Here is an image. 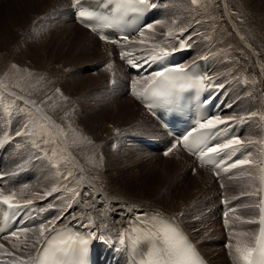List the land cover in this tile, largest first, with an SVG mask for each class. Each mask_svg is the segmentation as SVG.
I'll use <instances>...</instances> for the list:
<instances>
[{
    "label": "bare ground",
    "instance_id": "6f19581e",
    "mask_svg": "<svg viewBox=\"0 0 264 264\" xmlns=\"http://www.w3.org/2000/svg\"><path fill=\"white\" fill-rule=\"evenodd\" d=\"M19 1L22 4V7L24 9H25V5H24L25 1H30L33 7H35L36 9L38 8L40 10L39 12L40 17L43 15L42 18L47 17L50 19L55 17V14H56V12L54 11L55 5H65L66 6V13H65L64 20L66 21L65 23H68V24L67 25L57 24L55 28H53L55 30L54 33H56V35L59 37L58 43L60 44V46L58 47V51L61 55L63 54L64 56H68V54L71 52L70 51L71 49L68 50V48L72 46L79 47V49L78 48L77 49L80 50L83 54L87 55L88 53L91 57L95 56L96 58H99V59L105 58L107 54L111 52L112 47L114 46L113 44H106L100 41L94 34H92L90 31H88L84 27L80 26L74 20V14L70 11L71 0H48V1L47 0H19ZM153 2H155L157 5L159 4L160 0H153ZM204 3H205V0H197V3H196L197 7L200 9L202 13L201 23L202 22L204 23L205 20H208V18L211 17L212 18L211 20H213L214 22V26H213L214 29L215 27H218V25H220V22L225 23L223 25V32L222 33L220 32V34L219 33L213 34L214 30L208 31L206 33L207 34L206 39H208L209 37L213 41H211L207 46H205L198 53V55L193 56V58L190 57L188 62L192 61L193 59L197 57H206L210 65V69L212 67L211 81L213 85L218 83L220 84L219 88L221 87L223 89V86L226 87V93L229 90L230 86L232 87L233 85L237 87L239 86L238 89H235L233 91V94L237 98V102L234 104V101H230L229 103L230 105L229 113L231 115L230 117H232L234 113L239 114L240 112L242 114L238 115L237 119L239 118L253 119L254 116H257V120H256L257 122L255 123L253 122V125H250L248 129L244 131V135L242 138L244 142L248 140L249 138L250 139L253 138V136L255 139V141L252 142V143H255V145L251 146V148L254 150V154L256 155L258 154L257 159L254 160L257 164V170H258V173H256L258 174L257 185H254L253 181L248 180L247 178L243 180L240 179L243 184L242 186L244 187V190H246L248 193L247 192L240 193L239 195L235 196V198L230 199L231 201H233L234 199V201L231 203V206L232 208L235 209V206L237 205L236 203L238 202L244 203L246 201L245 195L252 194L254 191H255L254 195L256 196V199L257 200L260 199V185H259L260 168H261L260 145L262 141V138H261L262 118L264 114L263 113L264 112V65H263L264 61H262V59L260 60V56H261L260 54H261V50L264 48V41L262 39H259L258 37L260 35L258 28L261 29V26L264 27V0H237L236 2H232L231 0H215L214 3H211L210 7L204 6L206 4ZM208 4L209 3H207V5ZM32 6L30 7L31 9H32ZM215 8L219 9L218 11L219 13L217 14V17H218L217 20L215 19L216 18L215 13L212 11ZM47 11L48 13H46ZM232 14L236 15L239 18H242V21L245 23V26L243 24V27H241L242 31L241 32L239 31L240 33L236 32L235 26L237 25L235 23L234 25L231 22L232 20H230V19L234 20ZM205 31H207V29ZM232 31L235 32L236 36L234 37L232 36L233 37L232 39L230 38L231 39L230 48H227L224 46L227 49L223 51L222 46L220 47L219 45L221 42L218 43V40L221 39V41H223L222 39H225L228 34L233 33ZM202 34L201 36L203 37ZM140 36L141 35L139 33L137 37H140ZM135 38L131 40H127L125 42H130L134 40V42L136 41V44H137L138 39H135ZM181 39L182 40H180V43L183 41L186 45L183 48H190L192 47V45L196 43L195 40L193 39L190 40L191 38H188V36L182 37ZM65 40H67L68 42L67 46L64 45ZM134 42L125 44L123 46L125 50L123 49L122 50L123 52L127 54L125 55L126 61L131 59L132 62H134L140 58H143L144 56H146V54H148L147 49H144V51H141L140 48L137 49L136 46H133L132 44H134ZM237 44H240V46L242 44V46L238 47ZM183 48H180V49H183ZM166 49L164 50L155 49L157 51L153 50V52L150 50L152 53H150L149 55L152 57H157L160 54V52H166L168 50ZM78 50L76 51V53H78ZM81 52H79V54ZM193 52L195 54V50ZM32 53H28L26 55V53L20 51V53L15 55L18 58V60L21 59V61L23 62V63H21V61L19 62L21 68H17L15 72L17 75L22 73V75H24V79L22 80V78L18 77L19 79L13 80V83L10 81L12 83L11 85H9L5 80L0 79V93L1 92L3 93L4 101L13 102L17 105V109L19 110V113L22 112L24 115L27 114L28 116L31 117L30 119L32 120V122L30 123V127H29L31 131V135L41 140L43 139L45 141H47L48 139L49 142L47 141L43 145L41 144V142H38L39 140L35 142L36 146L39 149L46 152L48 156H52L53 155L52 153L54 152L59 155H61L60 153L62 152L64 153V151L66 153H64L65 158L59 164L60 165L59 167L62 170L61 177H58L59 175L57 176L55 172H53V170H56L55 168L57 164L53 163V166L52 164H49V163L46 164L45 162L38 164V166L35 169L34 175H32L31 177L32 179L31 185H33V189L30 188L31 191L25 190L24 188L19 189V191L15 193L17 197H14V199L11 201L13 204L21 205V207L19 208H14V214L16 216L21 214L23 210L31 206V204L33 207H36V208L40 205L39 203L43 204V201H41V199L48 197V195H45V193L47 192V193L52 194L50 192L51 189L54 188V186L58 184L59 181H61L60 183L61 187L59 188V192H58L60 193L58 199L60 200L62 198L63 199L66 198L70 200L71 198H73L74 200L68 206V209L64 211L62 218L57 219L54 224L49 223L50 221L49 222L46 221L49 217H51V215H49L48 213L49 209H47L46 211L43 212V214L40 215L38 219V223H42L46 221L47 223H45L44 226L46 228V231L48 230L47 231L48 233L55 227L63 226L68 222H74L77 224H81V225L86 226L88 229H90V231L94 233L96 238L99 237V239H97V242L98 244H101V246H105L106 249H108V247L109 248L113 247L118 250H122L124 246V229L128 225V222L133 216H135L138 212H141L147 209H151L154 211H159L161 213H164L162 211L164 209H162L161 207L157 205L153 206V203L150 200L135 199V198L126 196L121 190L109 186L106 183V181L102 180L100 177H92L91 173H94V171H91L93 169V166L91 167L87 166L86 162L89 161L90 159H94L95 156L98 155V152H97V146H93L94 145L93 143L90 144L92 140L90 141L89 138H92L93 140L94 139L98 140L99 138L106 136V134L108 136L112 131H110L109 133H103L104 126L106 125L110 127L112 122L121 123L122 116H124V118H126L127 120L137 117V120L134 121V123L141 122L144 124L145 123L151 124L149 127L152 130L151 135H141V134L138 135L139 137L140 136L144 137V138H141V141L144 143L141 149L143 148L145 149L150 148V150L153 149L152 147L148 145V143L145 142L146 140H150L151 137H154L152 138V140H155L159 145H165V142L168 141V137L162 132L160 126L156 123V121L147 114L146 110L142 107L140 103H138L139 105H135L128 99V97H130L131 94L127 92H124V93L117 92L116 96L123 97L124 99H122L119 103H114V102L107 103L106 102L107 104L106 108L96 109V107L89 108L88 106H87L88 108H82L85 105L86 100H84L83 98L79 99L78 96L74 98V96H72L71 94V89H73L72 87L76 86L74 84L75 83L77 84L79 81L75 79L77 81L76 82L73 78L69 77L68 75L69 70L72 68L67 69L68 68L66 67L67 64L63 65L62 63H59L57 66L54 65L53 69L51 70L49 64L46 63L44 58H40L39 61L36 59L31 60V61L29 60L27 63V60L25 57L28 58V56H31ZM118 56L120 55L118 54ZM261 61L263 62L262 65H261ZM119 63H121V61L119 60H116V59L110 60L108 62V65H106V69H105L106 74L109 75L111 73V75H113L115 71V67ZM186 64L187 63L182 64V66H185ZM49 69L52 71V75L55 73L56 75H58V77L53 79L52 78L53 76H50L53 80L52 79L49 80L50 82H48L47 85L45 84L42 87H40L39 90H36V88H34L35 86L34 83L36 81L39 82V77H43L44 74L46 73V70H49ZM74 69H72V71ZM129 76L130 78L132 79L134 78L135 80H137L138 84L146 83L149 80L148 78L136 77L130 74ZM80 84H82V82ZM27 88L29 89L34 88L35 92L34 90L33 92L37 94L34 95V94L26 93L25 90H28ZM68 90H70V92ZM105 95L108 96V93L107 94L105 93ZM224 96L225 95H222V98ZM230 96L231 95L229 93V97ZM53 97L57 98L58 109H59L57 113L52 112V110H55V108H51V107L46 108L42 106L43 103H45L46 101H49ZM100 103L101 102H99V105H101ZM243 110H244V113H243ZM21 120H22V117L16 118V120L13 121L12 125L16 126L15 128L17 129V127L19 126L18 122H20ZM122 123H124L123 120H122ZM22 125H25V124L23 123ZM227 125L229 126L230 123H228ZM64 130L67 131V134H65L66 131ZM121 131L123 132H120V137H118L117 142L112 145L109 144L111 145L110 148H104V154L115 156V152H116L115 149H117V147H120L122 145V142H125V145H126V143H128V136H133L137 134V133H134L133 131L131 132L129 128L127 129L123 128ZM248 134H250V136ZM118 135L119 133L110 137L108 139V140H111L110 143L113 142V140H115V138ZM121 135H122V138H121ZM50 142L55 147L51 145L52 147L50 148H52V150L48 152V150H46L45 147H47V145L50 146ZM257 142H259L258 145H257ZM258 147L259 149L256 150V148ZM77 148L84 149V152H81V155H77L73 150ZM137 148L140 149V146ZM141 149L139 151H142ZM252 149H250L249 151L250 153ZM137 151L136 153H133L131 151L130 155L131 156L136 155V157H138ZM151 153L149 154L146 153L149 156L148 159L144 160L142 157H139L140 158L139 161L141 162L139 164H142L140 167L148 166L152 163L155 164V166L160 165L158 163L159 162L158 160L160 161L162 160L164 163V166L170 167L173 163L176 165L178 164L180 166V170L177 171L178 170L177 169L176 171L175 170L173 171V169L170 167L171 168L170 170H172V172L170 170L169 172L172 173V174L170 173L172 177L167 176L168 180L171 181L172 179H174L175 182H177V178L180 179V177L182 176V175H179V173L184 174V169L181 166L183 164L188 163L192 158L190 155L182 152L181 150L177 148L173 149L165 157L164 155L155 156ZM130 155H127V154L122 155L121 159H118V161H115L114 164H116L117 162H121L122 159H126V162H127V159L130 157ZM6 158H8V154L1 155V150H0V183L2 184L3 183L6 184L7 182V180L5 181L3 180L7 177L6 175L7 173L4 174L5 176H2L3 174L2 171H4V168L6 165V163L3 164V162L5 161ZM243 159L245 158H242V160ZM56 160L55 162H57ZM70 163L73 164V166L77 170V173L80 177V181H79L78 186L76 187L77 188L76 190H74V188L72 187L71 182H70L71 180H68L67 178V176L70 175V171L72 170V166L70 165ZM134 166H135V163H134ZM194 166L195 164L193 162L192 171L195 174H189V182H191L193 186L196 185L195 182H197L198 186L205 188L206 185H209L211 187L213 186L214 182H217L214 176L208 173L206 168H203L202 166H197L196 168H194ZM241 166L242 165H240L238 170H236L235 172L233 171L231 175H227L226 177H224L226 178L225 179L226 186L228 182L230 183L231 176L233 174H237L235 177L240 176L243 172V169L246 171L249 165H246V167L242 168V170H241ZM24 169L25 168H23V170ZM22 173H20L18 177L20 178L19 182H16L15 180L14 184H21L24 180L28 178L27 173H29V170L22 172ZM24 176H27V178L23 179ZM206 176H208L209 178L206 179ZM228 176H230V178H227ZM155 179H163V177L160 175V173H156ZM136 182H139V181L137 180ZM173 184H174L172 185L173 188H176L175 183ZM187 184L188 182L185 185ZM4 187H6V185H3L2 189ZM73 190L75 191V193H77V195H73ZM5 192L6 193L4 194V196H9L13 194V193H10L8 189L5 190ZM221 192L222 191L220 189L216 190L214 193L215 197L218 196ZM53 196H56V195H53ZM240 197H243V198L241 200H238ZM28 200H31L32 203L27 204L26 202ZM47 201H50V200H47ZM181 205L182 203L179 200L175 203L174 206L178 208L176 210H180L182 208L180 207ZM218 206H216L215 208V211H214L215 213L222 210V208ZM171 211H173V209H166V212H167L166 214L171 216L175 220H177L182 225L179 217L177 216V215H180V213H178V211H175V213H172ZM179 212H182V211H179ZM221 212H223V210ZM35 216L36 215H34L33 218H31L28 222H24L27 216H22L21 220L18 223V226L19 227L22 226V223L24 222L23 226L24 227L26 226L25 228H28L27 225L34 220ZM22 227L20 228L22 229ZM35 229L37 231L32 230L33 233L37 232L36 235L34 236L35 237L34 243L36 242L38 243L37 245H39L41 240L43 239V238L38 239V233H39L40 226L35 227ZM257 231H258V226L256 227V232ZM47 232L46 234H48ZM188 233L191 235L192 232L190 233L188 231ZM8 246L11 250L10 253L12 254L10 257L13 256L12 258L14 259H19V260L22 259L23 262H25V264L33 263L34 255L31 257V259H29L27 254L22 255L21 254L22 250L19 249L18 244L10 243ZM36 250L37 249H35L34 254L36 253ZM210 262L212 263V261ZM221 262L222 261H220L219 258L216 260L217 264H223V262L222 263ZM0 264H20V263H17L16 261H10L7 255L0 252Z\"/></svg>",
    "mask_w": 264,
    "mask_h": 264
},
{
    "label": "rangeland",
    "instance_id": "374dc122",
    "mask_svg": "<svg viewBox=\"0 0 264 264\" xmlns=\"http://www.w3.org/2000/svg\"><path fill=\"white\" fill-rule=\"evenodd\" d=\"M210 1L211 0H205L206 4L204 3L205 4L204 6L210 7L211 3H214L215 0H212L211 2ZM231 1L236 2L237 0H231ZM165 2L166 4H168V10H167L168 12H166L163 16V20H162L164 21L163 24H160V23L155 24V27L151 31H145L144 32L145 34L143 36H140L137 38L139 41L146 40V39L151 40V42H154V44H152L151 48L148 46V48L142 47L140 49H147L148 53L151 52L150 50H155V49L164 50L166 48L168 49V50L166 49L167 51H171V50L176 51L181 48L180 47V44H181L180 40H182L181 38L188 36V38H191L190 40L193 39L196 42H199L197 43L196 47L197 49L200 47L198 50V52H200L205 46H207L211 41H213L209 37L208 39H206L207 38L206 33L208 31L214 30L213 34H218V33L220 34V32L221 33L223 32V25L225 23L220 22V25H218V27H215L214 29L213 28L214 22L213 20H211L212 19L211 17L208 18V20H205L206 23L205 22L201 23L202 13L196 4L193 5L192 0H165ZM207 3L209 4L207 5ZM24 5H25V9L22 7V4L20 3L19 0H0V79L1 80H5L9 85H11L13 83V80L15 79L22 78L23 80L24 75H22V73L17 75L15 72L17 68H21L20 63H19L21 59L18 60V58L15 55L20 53V51L26 53V55L28 53L33 52L31 56H28V58L25 57L27 60V63L29 60L31 61V60L36 59L39 61L40 58H44L46 63L49 64L51 70L53 69L54 65L57 66L59 63H62L63 65L67 64L66 66L68 67L67 69L75 68L73 71L72 69H70L71 72L69 70L68 75L74 80L75 79H77V81L79 80L78 83L81 81L82 84H80L81 82L79 84L75 83L74 85L76 86L72 87L73 89H71V94L72 96H74V98L78 96L79 99L83 98L84 100H86L85 105L82 108H88V107L89 108L96 107V109L106 108L107 106L106 102L107 103H111V102L119 103L122 99H124L123 97L116 96V94L117 92L124 93L127 91V89L125 88H127V85H129L130 80H128L127 78L130 72L126 70L123 62L116 65L113 75H111V73L108 75L106 74V71H105L106 65H108V62L110 60H115V59L120 60L118 59L119 56L118 55L116 56V52L118 50L115 46L112 47L111 52L107 54V56L103 59L96 58L95 56L91 57L88 53H87L88 55L87 56L86 54H83L80 50H78L79 47L77 46H72L68 48V50L71 49L70 50L71 52L69 53L70 55L69 54L68 56H64L63 54L61 55L58 51V47L60 46V44L58 43L59 37L56 35V33H54L55 30L53 28H55L57 24H62V25L68 24V23H65L66 21L64 20L65 13H66V6L65 5H55L54 7V11L56 12L55 17L50 19L47 17L42 18L43 15L40 17V14H39L40 10L38 8L36 9L35 7H33L30 1H25ZM31 6H32V9L30 8ZM48 11L46 13H48ZM212 11L215 13V16H216L215 19L217 20L218 18L217 14L219 13L218 12L219 9L215 8ZM232 16L234 20L233 19H230V20H232L231 22L233 24L235 23L237 25L235 26L236 32L237 33L239 31L241 32L242 31L241 27H243V24L245 26V23L242 21V18H239L234 14H232ZM173 21H175V23H173ZM206 29L207 31H205ZM170 30L171 32L180 30V32L178 33V37L175 40L171 41L172 46H175L173 49H171L172 46L166 44L168 42L166 37L168 36H165V34L166 33L168 34ZM258 30L260 33V35L258 36L259 39H262L264 41V27L261 26V29L258 28ZM232 32L234 33V35L233 33H231L232 35L228 34L225 39H222L223 41H221V39L218 40V43L221 42L219 45L220 47L222 46L223 51L227 48H230L231 46L230 41L234 36H236L235 32L234 31ZM201 34L203 35L204 38L201 36ZM162 38L165 41H163ZM67 43H68L67 40H65L64 45L67 46ZM132 45L136 46V41ZM224 46L227 48H225ZM237 46L239 47L240 44H237ZM77 50H78V53H76ZM79 52L81 53L79 54ZM195 55H198V54L195 53L194 56ZM260 55H261L260 60L262 59V61H264V48L261 50ZM262 61H261V65L263 63ZM21 63L23 62L21 61ZM50 69L46 70V73L44 74L43 77H39V82L36 81L34 83L35 84L34 88H36V90H39V88L45 84L47 85L48 82H50L49 80H51L52 78L54 79L58 77V75H56L55 73L52 75V71ZM50 76H53V77L51 78ZM126 76L127 78H125ZM138 85L140 86L141 84H138ZM34 88H30V89L27 88L28 90H25V91L28 94L36 95L37 93H34L35 92ZM238 88L239 86L237 87L233 85L232 93H230L231 96L229 97V103L230 101H234V104L237 102V98L233 94V91ZM68 91L70 92V90ZM105 93L106 94L108 93V96L105 95ZM2 99H3V93L1 92L0 93V134L2 135H0V139H2L3 134L13 137L14 134H17L18 132L23 133L22 135H15L18 137L21 136L20 139H18L20 142V146H16V144H13L16 149L15 152L13 151L12 146L10 149L6 150L8 154L7 162L9 165L6 162L4 171H2L3 173L2 176H5L4 174H6L9 170L11 171L15 170V172H12L14 173L12 175L6 174L7 177L3 180L4 181L7 180V182L6 184L3 183L4 185H6V187H4L3 189L4 190L8 189L10 193H16L17 191H19V189H23V188L25 190L31 191V189H33V185H31L32 184L31 177L32 175H34L35 169L38 166V164L42 162H45L46 164L49 163L52 165L53 163L57 164L56 170H53V172H55L57 176L59 175L58 177H61L62 170L60 169L59 164L65 158L64 153L66 152L64 151V153L63 152L60 153L61 155L56 154L54 152L52 153L53 154L52 156H48L46 152L39 149L36 146L35 142L39 140L38 142H41V144L43 145L48 141V139L47 141H45L43 139L41 140L31 135V131L29 129L30 123L32 122V120L30 119L31 117L28 116L27 114L24 115L22 112L19 113V110L17 109V105L15 103L4 101V99L3 100ZM128 99L135 105H139L137 100L134 99V97H132L131 95L130 97H128ZM50 100L43 103L42 106L46 108H49V107L55 108V110H52V112L57 113L59 111L57 98L53 97ZM103 101L105 102V104ZM99 102H101L100 103L101 105H99ZM13 111H14V114H13L14 121L16 120V118L22 117V120L18 122V123H21V127L18 126L17 129L15 128L16 126L12 127L14 129L11 128V125H12L11 116H12ZM243 113H244V110H243ZM241 114L242 113L240 112L237 115H241ZM121 118H122L121 123L112 122L110 127L106 125L104 126L103 133H109L110 131H112L110 133L111 135L109 134L107 136L106 134V136L99 138L98 140H95V139L93 140L92 138H89L90 141L92 140L90 144L93 143L94 144L93 146H97V152H98V155L95 156L94 158L95 160L90 159L89 161L86 162L87 166L89 167L93 166V169L91 171H94V173H91V176L100 177L102 180H105L109 186L121 190L126 196H129L135 199L150 200L153 203V206L157 205L161 207L162 209H164L162 211L165 214L167 213L166 209H173V211H171L172 213H175V211H178L180 215H177V216L179 217L183 227L187 229L190 233L192 232L191 235L193 239H195L199 248H201L202 253L208 258V260L212 259L210 260L212 261V264H217L216 260L218 258L220 261L223 262V264L234 263L235 262L234 261V256H235L234 246L236 244L237 239L241 240V242L243 243L247 241L250 236H253L256 234V232L253 231L255 228L253 224L252 223L249 224L246 222L250 219L252 220V218H255L254 217L256 214L255 206H256V200H257L256 196L254 195L255 191L252 194L245 195L246 201L244 203H239V202L236 203L237 205L235 206V210L237 211L238 215L235 213V215H233L231 218L232 231L230 230L231 231L230 232L231 234L229 233L230 235L227 234L224 228L222 227L223 222L221 220V216L219 214H216L214 211H215V208L217 206L220 196L226 197L229 195L230 196L229 199H232V198H235V196L239 195L240 193L247 192L246 190H244V187L242 186L243 184L240 179L243 180L247 178L248 180L253 181L254 185H257L258 174H256L254 168L248 166L246 171L243 169L242 174L241 175L238 174L240 176H237V177H235L237 174H233L231 176V181L230 183L229 182L227 183V186H226V181H224V183L221 186L218 182H214L213 186L210 187L209 185H206L205 188H202L201 186L197 185V182H195L196 185L194 186L191 184V182H189V174H195L192 171L194 160H192L191 158V160L188 163L183 164L181 166L184 169V174L179 173V175H182L180 179L177 178V182H175L174 179L170 181L168 180V177L170 176L172 177L171 175L172 170L170 169L172 168L173 171L174 170L176 171L178 169L177 171H179L180 166L178 164L176 165L173 163L170 166L171 167L170 168L169 166H164V163L162 160L161 161L158 160L159 161L158 163L160 165L155 166V164L152 163L148 166L140 167L142 164H139L141 163L139 161L140 159L139 157H142L144 160L148 159L149 156L146 153L149 154L153 152L151 154L155 156L163 155L161 151L159 150L156 151L152 149L153 150L152 151L150 150V148H146L150 150L151 151L150 152L146 150L145 148L141 149V147H143L144 145V143L141 142V138H144V137L142 136L139 137L138 135L139 134L151 135L152 130L149 128L151 124L149 123L144 124L141 122L134 123V121L137 120V117L131 118L130 120H127L126 118H124V116H122ZM229 118L231 117L229 116ZM122 120L124 123H122ZM255 122L257 121L255 120ZM23 123L25 125H22ZM123 128L124 129L129 128L131 132L133 131L134 133H137V134L133 136H128V143H126L125 145V142H122V145L120 147H117V149H115L116 151L115 156L104 154V148H110L112 144L117 142L118 137H120V132H123L121 131ZM117 133H119V135L115 138V140H113V142L110 143L111 140H108V139ZM65 134H67V131L65 132ZM248 135L250 136V134ZM10 137L3 138L4 140L2 139L3 140L2 143L7 142V139ZM121 138H122V135H121ZM151 138H154V137H151ZM253 139H254V136L253 138L250 139V141L252 140L251 142H253ZM51 145L52 144L50 142V146L47 145V147H45V149L48 150V152L52 150V148L50 147L54 146V145L52 146ZM139 146L142 151H139L140 149L137 148ZM136 148L138 151L136 150ZM73 150L77 155H81V152H84V149L82 148L81 149L77 148ZM131 151L133 153H136L137 151L138 157H136V155L131 156L130 155ZM124 154L130 155V157L127 159V162H126V159H122L121 162H117L116 164H114V162L118 161V159H121V156ZM16 156L18 157L17 159H16ZM37 156L39 159L35 158ZM250 156L252 160H255L257 159L258 154L257 155L254 154V150L252 149ZM42 157H45V158H42ZM19 159L27 160V161L26 163H21ZM55 160L57 162H55ZM72 163H70V165L72 166V170L70 171V175L67 176V178L68 180H71L70 181L71 185L74 188V190H76L77 189L76 187L78 186L79 181H80V177ZM134 163H135V166L137 167L134 166ZM241 167L245 168L246 165H242ZM23 168L25 169L23 170ZM256 169H257V164H256ZM28 170H29V173H27L28 178L27 176H24L23 179L27 178L26 180H24L21 184H14L16 178L19 177L20 173L28 171ZM169 170L171 172H169ZM156 173H160L163 179H155ZM208 173L211 174L210 171H208ZM208 178L209 177L206 176V179ZM227 178H230V176H228ZM137 180L139 182H136ZM172 181L173 183H175V187L177 189L173 188L172 185L174 184L172 183ZM187 182L188 184L185 185ZM60 183L61 181H59L58 184L54 186V188L56 189L58 188L57 191L55 192L50 191L52 194L48 195V197L41 199V201H43V204L39 203L40 205L36 208L37 213L35 214L36 216L34 220L27 225L28 226L27 229H31V231H28V232L19 231L18 237L20 238H9L8 237L0 241V252L7 255L10 261H16L17 263H20V264H21V261H23L22 259L20 260L14 259L12 258L13 256L10 257L12 255V254L11 255L8 254L11 251L8 246L10 243L18 244L19 249L22 250L21 254L22 255L27 254L29 259H31V257L33 256L35 252V249H37V246H38L37 245L38 243L36 242L34 243V239H35L34 236L36 235L37 232L33 233L32 230H36L35 227L44 225L45 223L49 221L55 222L57 219L62 218L64 211L68 209V206L74 200L73 198H71L70 200L66 198L64 199L62 198L60 200L58 199L59 194H60L58 192H59V188L61 187ZM218 189H220L222 192L218 196L215 197L214 193ZM4 190L0 189V194L4 195L6 193ZM53 195H56V196H53ZM15 197H17L16 194H15ZM242 198L243 197H240L238 200H241ZM47 200H50V201H47ZM179 200L182 203V205L180 206L182 208L180 210H176L178 208L175 207L174 205ZM61 202L62 203L64 202V203L62 204ZM51 206H55L53 208L54 212H52V210L50 211ZM47 209H49L48 213L53 218L51 219V217H49L47 219L48 221L46 220L47 222L44 221L42 223H38V219L40 215L43 214V212L46 211ZM179 211H182V212H179ZM25 227L22 228V230L25 229ZM46 232L44 235H46ZM241 234H247V235H241ZM43 237L40 236V233H38V239H42ZM227 240H230V244L233 245V248H229L227 246V243H226Z\"/></svg>",
    "mask_w": 264,
    "mask_h": 264
},
{
    "label": "snow or ice",
    "instance_id": "6c2138e0",
    "mask_svg": "<svg viewBox=\"0 0 264 264\" xmlns=\"http://www.w3.org/2000/svg\"><path fill=\"white\" fill-rule=\"evenodd\" d=\"M193 4L197 3V0H192ZM80 5V0H74L73 6L76 7ZM157 7L156 3L153 0H117V9H122L125 13H141L145 9H155ZM77 16L82 23H84L85 27H91L94 31L96 30L92 24L85 23V21H89L92 19H103L102 17H98L95 12L89 11L85 9L82 5L79 7ZM158 23L163 24V21H159ZM175 23V21H173ZM155 27V24L145 25L143 29H140V35L143 36L144 32L151 31ZM168 35L171 36V30L168 32ZM102 40L107 39L105 36L101 35ZM125 40L128 37H124ZM139 43H143V41H139ZM185 43L182 41L180 47H185ZM126 55L125 52H121V58ZM129 64H132V60H128ZM135 66V65H134ZM179 72H185L184 69H177ZM148 79L154 83L159 84L166 81V88L164 90H153V95L163 96L171 93L173 89L183 90L186 86L193 87L199 85L201 88L204 87V81L208 78L205 76L198 77L185 85L184 83L177 84L174 78L165 77L164 72H156L154 77H148ZM134 95L139 98L140 94L137 92H133ZM225 124L227 121L222 120L219 116L215 118H210L207 121L200 124L201 128H214L216 124ZM23 133H17L16 135H22ZM30 134V133H29ZM2 135V134H0ZM188 137H185V142ZM240 143L239 139H229L226 142L206 147L200 153V160L202 163H208L210 161H205L204 157L209 154H218L223 152L225 149L233 148L234 145H238ZM185 147H188V144L185 143ZM165 155H168L166 152ZM228 158H231V154L228 155ZM252 161L247 159L238 160L233 162L228 167L235 168L238 165L251 164ZM220 163H216V167H220ZM228 167L224 168V171L228 170ZM264 172V168L261 169ZM262 183H264V177L261 178ZM52 192L57 191L56 188L51 189ZM50 193H45V195H49ZM73 195H77L73 190ZM15 193L9 196H4L0 194V203L8 205L9 208H19L21 205L13 204L11 201L14 199ZM27 204H31L32 201L28 200ZM260 217H259V231L258 234L250 236L247 241L241 242V240L237 239L236 244L234 246L235 256L234 261L235 264H264V201H261L260 204ZM247 223H256V221L248 220ZM49 223L54 224V221H50ZM227 225V221H225ZM23 232L31 231V229H23ZM46 228L44 225L40 226L39 233L40 236H44ZM15 235V234H14ZM159 237L160 244L152 248V250L148 254V259L141 260L140 264H203L200 257L198 256L196 249L193 247L191 243L178 231L175 226L166 225L160 228L157 232ZM247 235V234H241ZM52 240L50 244L47 245L46 250L42 251V255L36 258L35 264H68L66 258L71 254L77 259L73 262V264H84V255L87 251L88 240L81 237H63L62 235L59 238H49ZM99 239V237H97ZM229 248H233L232 244L228 245ZM11 255V253H8ZM21 264H25V262L21 261Z\"/></svg>",
    "mask_w": 264,
    "mask_h": 264
}]
</instances>
